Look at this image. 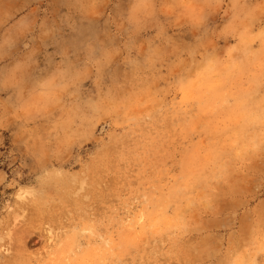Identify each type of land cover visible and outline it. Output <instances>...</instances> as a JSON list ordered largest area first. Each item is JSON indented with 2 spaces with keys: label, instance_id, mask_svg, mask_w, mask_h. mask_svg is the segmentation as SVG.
Segmentation results:
<instances>
[{
  "label": "rangeland",
  "instance_id": "obj_1",
  "mask_svg": "<svg viewBox=\"0 0 264 264\" xmlns=\"http://www.w3.org/2000/svg\"><path fill=\"white\" fill-rule=\"evenodd\" d=\"M255 2L221 0L196 48L183 29L129 40L113 23L120 0L91 22L63 0L4 4L0 42L16 43L3 63L31 55L30 82L58 64L87 71L60 144L59 111L24 125L31 132L0 128V264H264L249 211L264 203ZM155 48L169 55L151 66ZM101 49L113 54L102 87L91 63Z\"/></svg>",
  "mask_w": 264,
  "mask_h": 264
},
{
  "label": "clouds",
  "instance_id": "obj_2",
  "mask_svg": "<svg viewBox=\"0 0 264 264\" xmlns=\"http://www.w3.org/2000/svg\"><path fill=\"white\" fill-rule=\"evenodd\" d=\"M9 0H0V12ZM70 14L91 22L103 15V9L112 0H63ZM123 5L117 13L118 21H113L118 30H123L131 40L148 29H155L162 34L170 29H183L193 34L195 42L192 48L203 47L200 37L205 31L209 18L215 13L221 0H120ZM254 8L264 15V0H256ZM4 21L0 20V27ZM15 40L8 38L0 42V128L11 121L22 122L21 133L31 132L24 125L41 117H48L59 111L61 115L52 123L54 140L60 144L66 128H70L79 118L80 109L75 101L82 77L87 70L73 68L70 65L58 64L47 76L29 81L28 74L33 63L31 55L11 64L3 63L5 57L15 47ZM112 52L101 49L100 55L91 59L97 73V83L103 86L102 70L111 60ZM169 53L162 48H155L148 57L147 63L155 66L163 64ZM135 68V66H134ZM159 71V69H156ZM4 93H8L4 96ZM108 95L104 94L97 109L105 104ZM71 133L69 132V135ZM38 139V138H37ZM50 142L33 144L39 153L45 150ZM71 150L69 142L63 145ZM253 221V232L259 236L264 247V203L249 209Z\"/></svg>",
  "mask_w": 264,
  "mask_h": 264
}]
</instances>
